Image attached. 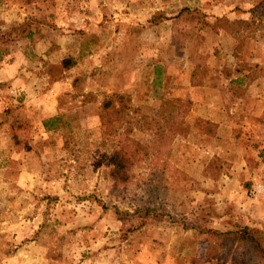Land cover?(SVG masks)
I'll use <instances>...</instances> for the list:
<instances>
[{"label":"rangeland","instance_id":"obj_1","mask_svg":"<svg viewBox=\"0 0 264 264\" xmlns=\"http://www.w3.org/2000/svg\"><path fill=\"white\" fill-rule=\"evenodd\" d=\"M182 7L198 13L173 19ZM263 9L264 0H0V70L25 57L19 83L0 80V264H201L197 229L211 227L214 210L196 199L199 187L212 188L236 149L249 165L260 150L259 131L244 126L264 121V20L251 30L238 21ZM66 57L74 63L62 68ZM234 62L255 66V78L227 84ZM112 93L135 118L167 102L185 111L169 138L132 127L146 154L124 182L108 175L115 137L99 120ZM138 208L145 217L132 215ZM236 254L206 262L234 264Z\"/></svg>","mask_w":264,"mask_h":264},{"label":"trees","instance_id":"obj_2","mask_svg":"<svg viewBox=\"0 0 264 264\" xmlns=\"http://www.w3.org/2000/svg\"><path fill=\"white\" fill-rule=\"evenodd\" d=\"M191 12L198 13L195 9L182 7L173 16V19L180 18ZM193 14V13H192ZM264 20V9L256 16L252 13L247 19L238 21L243 23V28L248 30L253 29ZM259 21V22H258ZM204 23V22H203ZM27 26V35L31 34L32 29L28 22L18 24L20 31ZM74 63L73 59L66 57L60 60L59 65L62 68H68ZM245 66L242 62H234L232 67L233 77L227 78V84L238 83L241 84L245 80L248 82L255 78V66H246L247 69L241 72ZM226 78V77H225ZM234 91L233 89L231 92ZM233 93V92H232ZM115 99H117V104ZM124 95L112 93L106 96L102 101L101 111L99 112V120L108 134L114 138L107 160L109 162L108 175L115 180L124 182L127 180V169L135 162L140 161L142 156L146 154L145 147L139 142L129 137L132 127L141 130L152 132L157 137L169 138L175 132L171 129L172 125L181 122L182 115L185 113L183 106H178L176 103L167 102L160 107L152 115H142L135 118L131 109L127 108L125 104ZM54 118L43 120L42 126L45 130L51 129L49 121ZM142 208L136 209L132 215L145 217L142 213ZM148 210L144 209V212ZM142 214V215H141ZM143 220L139 222V225ZM199 235H203L202 239L206 242L207 248L205 250V261L210 259H218L226 252H233L236 254V259L232 260L234 264H264V229L254 228L249 226H236L233 229H215L211 227H201L197 229ZM229 264V263H228Z\"/></svg>","mask_w":264,"mask_h":264},{"label":"crops","instance_id":"obj_3","mask_svg":"<svg viewBox=\"0 0 264 264\" xmlns=\"http://www.w3.org/2000/svg\"><path fill=\"white\" fill-rule=\"evenodd\" d=\"M24 58V54L21 52L15 55L14 58H11L9 65H6V67L0 70V80H6L8 83L9 80L11 83H19L20 78H22L19 75L20 72H22L20 66ZM257 118L254 122H249V126H244L247 127L246 129L253 131L251 132L252 134L255 133L254 130L259 131L258 140H253L254 143H258V147H260L256 155L253 154V156H255V162L257 159H259V161L264 159V121L262 119L260 121V119ZM225 125L227 126L228 124L226 122H219L220 127ZM244 127L242 129H244ZM248 136L250 137L249 134ZM236 150L233 160L235 163H233V166L218 172V175L214 177L215 179H212L210 182L209 187L212 185L210 190L208 184L204 189L201 188L202 186L199 187L196 199H198V197L202 199L207 197V200H211L214 210V217L210 223L211 227L229 229L234 226L246 225L264 229V192L258 193L253 198L248 195L250 188L255 187L254 183L258 182L260 176H264V174H262L260 167L258 169L253 168L256 166L255 162L253 165L246 163L245 160L247 159L244 157V154L241 153V150ZM220 151L221 152H218L217 155H224L225 151L221 147ZM202 178L201 173L198 179L201 181ZM206 178L204 177L203 179L206 180ZM208 196H211V198H208ZM201 201H198V203ZM153 251L154 250H151V252L148 253V257L151 256L150 258H152L154 256ZM171 251L172 256L184 255V252L178 248ZM166 264H171V262H167ZM201 264H208V262L204 259Z\"/></svg>","mask_w":264,"mask_h":264},{"label":"built area","instance_id":"obj_4","mask_svg":"<svg viewBox=\"0 0 264 264\" xmlns=\"http://www.w3.org/2000/svg\"><path fill=\"white\" fill-rule=\"evenodd\" d=\"M264 191V184L260 185V184H257L254 188H253V193H259V192H262Z\"/></svg>","mask_w":264,"mask_h":264}]
</instances>
